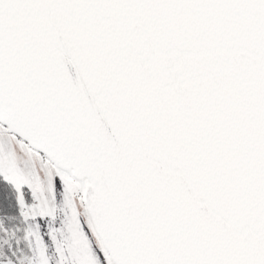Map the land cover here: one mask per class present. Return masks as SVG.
<instances>
[{"label":"snow or ice","instance_id":"6c2138e0","mask_svg":"<svg viewBox=\"0 0 264 264\" xmlns=\"http://www.w3.org/2000/svg\"><path fill=\"white\" fill-rule=\"evenodd\" d=\"M0 264H264V0H0Z\"/></svg>","mask_w":264,"mask_h":264}]
</instances>
